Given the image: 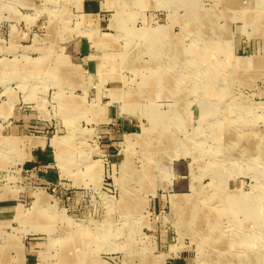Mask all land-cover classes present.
<instances>
[{"label":"rangeland","instance_id":"rangeland-1","mask_svg":"<svg viewBox=\"0 0 264 264\" xmlns=\"http://www.w3.org/2000/svg\"><path fill=\"white\" fill-rule=\"evenodd\" d=\"M260 222L264 0H0V264H261Z\"/></svg>","mask_w":264,"mask_h":264},{"label":"bare ground","instance_id":"bare-ground-1","mask_svg":"<svg viewBox=\"0 0 264 264\" xmlns=\"http://www.w3.org/2000/svg\"><path fill=\"white\" fill-rule=\"evenodd\" d=\"M153 41V40H152ZM164 42V41H163ZM160 43V42H159ZM158 47V46H157ZM165 48V47H164ZM251 64H252V62H250V60H247V59H243L242 60V63H240L239 64V66H242V67H251ZM65 112H66V114H68L69 113V110L67 109V110H65ZM156 115V114H155ZM154 130V129H153ZM233 130V132L236 130L235 128L234 129H232ZM150 134V133H149ZM165 134H167V133H165ZM236 135H238V133H236ZM126 136V135H125ZM70 136H66V137H64V138H59V139H54L52 142L55 144V145H61V144H64V143H67L68 144V146H70V138H69ZM145 140V139H144ZM157 140V139H156ZM129 141V143H130V140H128ZM166 141H168V140H166ZM23 143V142H22ZM28 143V142H27ZM32 143V142H31ZM24 144V143H23ZM51 144V143H50ZM157 145V144H156ZM54 147V146H53ZM58 149V148H57ZM148 151V150H147ZM29 152V151H28ZM64 152L62 151L61 153H60V151H59V155H57V158H58V163H59V165L60 166H65V164H66V161L67 160H65V158H64V154H63ZM144 153V152H143ZM193 190H195V189H193ZM36 201L39 203V202H43V201H45V197L43 196V194L42 193H40V192H38L37 194H36ZM181 203V202H180ZM190 203V202H189ZM188 204V203H187ZM186 204V205H187ZM194 204V203H193ZM177 208H179V207H177ZM187 211V210H186ZM185 211V212H186ZM202 212V211H201ZM193 213H194V211H193ZM208 214V213H207ZM178 215V214H177ZM187 215V214H186ZM192 215V214H191ZM182 216V215H181ZM211 221H215L214 219H210ZM187 222V221H186ZM208 223H209V221H208ZM264 232V225L263 224H261V222H260V225H259V230H257V232L255 233V235H253V234H250L252 237H245V238H243V240L241 241L240 239H238V240H236V239H234V237L233 238H231L230 240H231V242H233L234 241V243H236V248H239L241 245H240V243H246V242H251V243H254V242H260L261 241V236H262V234H260V232ZM185 232H187V231H185ZM256 238H255V237ZM219 242H217V245H216V248H218L219 249V245L220 244H226V241H228V240H224V239H219L218 240ZM228 243V242H227ZM86 244V242L84 243V245ZM254 247H256V245L254 246ZM84 250H85V247H84ZM257 251H259V250H256L255 252H257ZM246 252H248V251H246ZM220 253H222V252H220L219 251V254ZM264 252H261V253H254V254H252V253H250V254H243V256H245V257H249V258H258V260L261 262V264H264V254H263ZM83 254V253H82ZM255 254H257V255H255ZM235 255H236V253H235ZM219 257H221V258H226V257H222L221 255L219 256ZM86 258V256L85 255H75V256H71V257H66V262H68V264H70V263H73V264H75V263H83V264H88V262L86 261L85 262V259ZM253 262H251L250 261V264H252Z\"/></svg>","mask_w":264,"mask_h":264},{"label":"crops","instance_id":"crops-1","mask_svg":"<svg viewBox=\"0 0 264 264\" xmlns=\"http://www.w3.org/2000/svg\"><path fill=\"white\" fill-rule=\"evenodd\" d=\"M32 147V146H31ZM29 152H27V159L29 162H31L32 164H37L42 162L43 159V155L44 153L41 152H36L34 149H29Z\"/></svg>","mask_w":264,"mask_h":264}]
</instances>
